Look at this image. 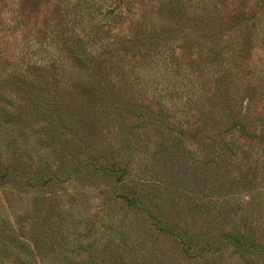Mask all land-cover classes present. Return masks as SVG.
Instances as JSON below:
<instances>
[{
  "label": "rangeland",
  "instance_id": "obj_1",
  "mask_svg": "<svg viewBox=\"0 0 264 264\" xmlns=\"http://www.w3.org/2000/svg\"><path fill=\"white\" fill-rule=\"evenodd\" d=\"M0 109V264H264V0H0Z\"/></svg>",
  "mask_w": 264,
  "mask_h": 264
},
{
  "label": "trees",
  "instance_id": "obj_2",
  "mask_svg": "<svg viewBox=\"0 0 264 264\" xmlns=\"http://www.w3.org/2000/svg\"><path fill=\"white\" fill-rule=\"evenodd\" d=\"M30 101H32L31 99H30ZM12 105V104H11ZM0 115L1 116H3L4 115V117L6 118V119H3L2 121H8V120H10L11 122H13V118H11V117H13V116H11V113L8 111V110H5V109H3V110H1L0 109ZM15 122H18L17 120L15 121ZM4 176H6V173L5 174H3V171L2 172H0V181H3L4 180ZM151 216H154V215H152L151 214ZM2 218H4V220H7V218L6 217H2ZM155 219H153V220H156L155 222H154V224L160 229V230H162V231H167V232H170V230L171 229H168V228H166L165 229V227H162L163 226V224H162V219H160L158 216H156V217H154ZM165 231V232H166ZM183 245H187L186 243L185 244H183L182 243V246ZM26 246L27 247H29V245L28 244H26ZM2 246H1V241H0V251H4V250H9L11 247H12V245L10 246V247H8L7 249L6 248H4V250L1 248ZM6 247V246H5ZM191 247H189L188 249H190ZM183 249V248H182ZM183 250H185V249H183ZM114 261V260H113ZM0 262H1V260H0ZM25 262H27V261H23V263H25ZM111 263L112 264H124V263H122V262H119V260L117 261V260H115L114 262H112L111 261Z\"/></svg>",
  "mask_w": 264,
  "mask_h": 264
}]
</instances>
